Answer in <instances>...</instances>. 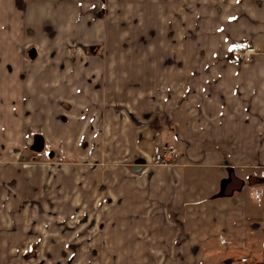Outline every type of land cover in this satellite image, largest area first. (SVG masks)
<instances>
[{
    "label": "rangeland",
    "instance_id": "1",
    "mask_svg": "<svg viewBox=\"0 0 264 264\" xmlns=\"http://www.w3.org/2000/svg\"><path fill=\"white\" fill-rule=\"evenodd\" d=\"M205 1L29 0L32 29L13 53L28 68L25 89L0 98L13 107L0 114V264L148 263V254H111L105 242L129 193L155 186L167 198L170 176L184 171L181 131L168 143V120L143 114V99L153 79L186 68L174 67L178 59H232L247 43L229 49L223 19L199 16ZM230 175L216 181L264 183L263 166L241 181ZM192 255L190 264H204Z\"/></svg>",
    "mask_w": 264,
    "mask_h": 264
},
{
    "label": "crops",
    "instance_id": "2",
    "mask_svg": "<svg viewBox=\"0 0 264 264\" xmlns=\"http://www.w3.org/2000/svg\"><path fill=\"white\" fill-rule=\"evenodd\" d=\"M28 2L0 0V98L6 100L25 89L23 63L13 53L32 29L27 32L25 25L30 19L31 26ZM205 2L210 6L199 16L223 19L224 34L233 43L229 49L253 42L257 53L249 64L230 58L178 59L174 67L184 70L152 80L153 95L143 99L142 113L158 112L168 120V143L177 142L176 131H181L184 171L170 176L174 185L167 198L159 187H139L116 206L106 225L116 228L106 229L111 254H148L147 264H160L157 254H172L175 263L183 254L182 264H190L192 254H200L204 264H264V183L223 188L216 181L230 178V172L241 181L249 168L264 167V0ZM7 103L0 102L1 115L13 110Z\"/></svg>",
    "mask_w": 264,
    "mask_h": 264
},
{
    "label": "built area",
    "instance_id": "3",
    "mask_svg": "<svg viewBox=\"0 0 264 264\" xmlns=\"http://www.w3.org/2000/svg\"><path fill=\"white\" fill-rule=\"evenodd\" d=\"M256 53V45L253 42H247L234 50L232 60L237 63L249 64L254 59Z\"/></svg>",
    "mask_w": 264,
    "mask_h": 264
}]
</instances>
